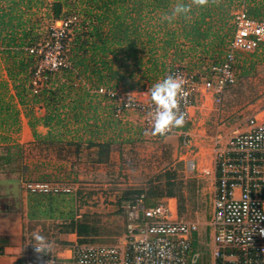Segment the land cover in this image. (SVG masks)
Instances as JSON below:
<instances>
[{"label": "trees", "instance_id": "16d2710c", "mask_svg": "<svg viewBox=\"0 0 264 264\" xmlns=\"http://www.w3.org/2000/svg\"><path fill=\"white\" fill-rule=\"evenodd\" d=\"M177 2L0 0V60L4 70L0 79V176H4L0 191L7 187L0 193V209L18 208L22 191L28 219L52 218L55 209L48 200L52 193L25 186L71 184L70 173L78 163L79 151L93 150L86 161L98 166L109 162L113 145L119 148L132 142L129 135H123L128 130L113 116L112 102L97 93L99 88L115 91L121 86L122 92L137 91L163 79L175 62L187 57H194L199 64L207 58L215 66L232 35L231 11L242 6L249 18L264 15V0H209L205 7L193 6L187 16L162 20L171 15ZM180 2L188 4L190 0ZM57 21L66 24L57 39L66 67L41 73L40 88L33 93L35 69L43 50L55 42L51 29ZM213 56L216 61H212ZM38 111H42L40 116ZM20 115L26 119L36 156L29 163L22 145L10 136L18 132ZM37 126L46 128L45 134L38 133ZM178 129L185 131L187 126ZM104 130H110L111 135L105 137ZM157 177L161 185L146 192H124L121 201L143 194L144 204L155 206L173 198L176 214L181 216L186 205L182 183L169 169ZM187 183L190 192H197L196 179ZM95 217H70L60 226V233L74 234L76 244H103L99 240L107 234Z\"/></svg>", "mask_w": 264, "mask_h": 264}, {"label": "built area", "instance_id": "2783aa9c", "mask_svg": "<svg viewBox=\"0 0 264 264\" xmlns=\"http://www.w3.org/2000/svg\"><path fill=\"white\" fill-rule=\"evenodd\" d=\"M231 38L220 62L209 68L210 76L196 77L180 66H173L168 75L183 77L187 95L180 103L185 124L191 122L194 95H208L219 103L227 87L233 85L234 53H251L264 45V15L249 18L241 6L231 19ZM51 29L54 44L43 50L32 79V92L39 88L41 73L65 68L59 55L57 39L63 35V27ZM51 50L54 59L46 61L45 53ZM32 52L31 50L29 51ZM40 53V51L38 52ZM97 93L112 102L113 116L118 118L131 112L138 116L145 129L151 125L147 113L152 110L150 98L137 99L129 93H119L99 88ZM174 132V129L166 134ZM164 135V136H166ZM182 147H188V131L178 133ZM211 146L212 191L210 216L209 264H264V109L245 121L241 132L228 138L215 136ZM191 170L194 163L188 162ZM196 166V165H195ZM207 173L208 171H204ZM34 185L31 191L70 193L69 187ZM122 234L112 244H72L54 249L47 254H37L28 242L23 253V264H195L197 255L191 253V236L197 232V221H185L176 217L168 201L155 206L144 204L143 194L127 197L122 201Z\"/></svg>", "mask_w": 264, "mask_h": 264}, {"label": "rangeland", "instance_id": "374dc122", "mask_svg": "<svg viewBox=\"0 0 264 264\" xmlns=\"http://www.w3.org/2000/svg\"><path fill=\"white\" fill-rule=\"evenodd\" d=\"M237 10L238 8L233 9L232 15ZM60 24V21H57L53 23V26L58 28ZM226 47L224 51H226ZM54 55L55 53H52L51 50H47L46 61L54 59ZM193 58L187 57L181 63L175 62L173 66H180L196 77H208L209 68L212 67L210 61L205 58V62L199 64L194 62ZM212 61H216L215 56L212 57ZM233 69L235 81L233 85L224 90L220 102L215 103L213 99L209 98L206 113L195 114L192 126L187 127L194 135L190 138L188 147H182L180 139L173 134L160 137L144 135L146 129L142 126L139 118L134 113H124L116 119L123 129L128 130L123 135H129L132 142H126L119 147L121 156H119L118 145L115 144L112 146L111 160L108 165L96 167L80 165L76 182L72 187H69L72 188L71 192L63 196H58V193L53 192L51 198H48L52 205L51 208L55 209L52 210L54 216L49 219L39 218L29 221L27 226L31 225L33 231L37 230L38 233L44 235L49 244L64 247L73 244L76 237L74 242H71V237L60 233V226L70 217L78 220L83 214L96 215L95 219L99 222V227L104 229V235L107 234L104 236V240L100 239L99 241L104 242L103 244H111L109 242L115 241L122 234L123 217L120 211L123 193L139 190L146 192L152 187L161 185V180L159 181L157 176L169 169L175 172V180L182 183L181 191L186 199L185 210L181 216L176 214V217L185 221L197 220L199 223L195 264H209L210 229L206 223L210 216L212 191L210 170L212 139L215 136L225 139L233 133L243 131L248 116L255 111L264 109V47L261 46L251 53L235 52ZM1 78H4V70L0 60ZM151 85L145 84L143 88L135 91L140 95L136 98H146L143 93ZM115 91L125 94L131 92H122L121 86ZM41 114L42 111L36 113L37 116ZM25 122L26 119L22 116L18 123L17 134L10 136L16 143L22 145L24 157L29 163L36 156L29 147V143L24 142L25 138L21 133V127H26ZM26 131L28 137L30 130ZM104 135L105 137L110 136L111 131L104 130ZM191 161L194 163L193 170L188 164ZM3 177L0 176V179ZM190 179L197 180V192L189 191L187 182ZM64 185L52 184L49 188L52 191L53 188H62ZM32 186L34 185L25 187L29 189L28 187ZM5 188L7 187L2 186L0 193H3ZM45 199H43V203L46 201ZM195 205L196 207L193 208ZM28 238L32 241V234ZM103 244L100 243V245Z\"/></svg>", "mask_w": 264, "mask_h": 264}, {"label": "crops", "instance_id": "0c3cea01", "mask_svg": "<svg viewBox=\"0 0 264 264\" xmlns=\"http://www.w3.org/2000/svg\"><path fill=\"white\" fill-rule=\"evenodd\" d=\"M252 19H254V18H252ZM261 46L264 47V45H259V47H261ZM257 49H255V50H257ZM132 93H135V94L131 95ZM138 94L139 93L135 92V91H131L129 93V95L135 96V97L140 96ZM209 98L210 97L208 95H203V96L194 95L193 96V107L191 109L192 110L191 111L192 117H191V122L186 124L187 127L192 126L193 121H195V118H194L195 114H197V113L205 114L206 113L205 111H207V108H208L207 104L210 101ZM256 112L257 111L251 113L248 116V118ZM20 116H19V120H20V118H22V115H20ZM118 118H120V117H118ZM25 123H23V124H25ZM21 125H22V123H21ZM26 127H27V125H26ZM26 127H23V126L21 127V133H22L23 137L25 138L24 142H28L29 147H31V150H32L31 133L28 131L29 136L27 137V131L26 130L29 128L28 127L26 128ZM36 131L43 135V134H45L47 129L42 127V126H37ZM180 131L181 130H179L178 128H175L174 132L171 134H173L177 138H179L178 133ZM185 131H188L190 138L194 136L193 133H191L189 131V129H186ZM91 153H93V150H91V149H89L87 151H85V150L79 151L78 158H77L78 163L75 165L73 164L72 169H71L72 173H70V180H72L73 182L71 184H65V185L61 184V185H64V186L68 185V187H70V186L72 187V185L76 182V178L78 177V171H79L78 169H79L80 165H83L84 167H87V166L96 167V165H91V164L87 163V161H86V156H88ZM120 153H121V149L119 151V156H121ZM111 155H112V150L110 152L109 162L107 164L98 165V166L108 165L110 163V160H111ZM70 157H71L70 158L71 161L75 160L73 154H71ZM47 185H49V184H47ZM71 190H72V188H71ZM25 197H26L25 193L21 191V194H20L21 203H20V206L18 208H15V206H12L9 209H0V264H23V260H24L23 259V253L26 249V245L28 244V242L29 243L31 242V240L28 237H29V235L37 232V230L33 231L31 229V225L27 226V223L29 221L38 220V219H28L27 208H26V204H25L26 203ZM163 201L164 202L168 201L169 204L173 207L174 211L176 212L175 199L168 198V199H164ZM188 221H197V220H188ZM66 235H67V237L72 238L71 242H74V238H75L74 234H66ZM198 240H199V234H198V229H197V232L192 234L191 239H190L191 253L196 254L195 248L197 246L196 241H198ZM73 244H75V242ZM50 245L55 250L69 246V245H66L64 247H59V246L57 247L56 244H50ZM209 263H210V258H209Z\"/></svg>", "mask_w": 264, "mask_h": 264}, {"label": "clouds", "instance_id": "9594fccd", "mask_svg": "<svg viewBox=\"0 0 264 264\" xmlns=\"http://www.w3.org/2000/svg\"><path fill=\"white\" fill-rule=\"evenodd\" d=\"M209 0H190L185 4L178 0L173 7L171 15H165L162 20L171 22L180 15L187 16L192 11V7H205ZM184 79L180 75H166L163 79L158 80L151 85L143 95L150 98L152 110L147 113L151 129L145 130L146 136H164L173 129L182 127L185 123V115L180 111V103L187 95L184 91ZM132 93L131 95H134ZM260 235L264 236V229H261ZM37 254H47L50 244L47 238L36 232L32 234L30 242Z\"/></svg>", "mask_w": 264, "mask_h": 264}]
</instances>
